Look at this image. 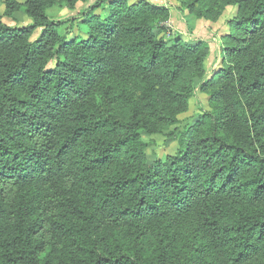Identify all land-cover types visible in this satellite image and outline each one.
Returning a JSON list of instances; mask_svg holds the SVG:
<instances>
[{
	"label": "trees",
	"instance_id": "1",
	"mask_svg": "<svg viewBox=\"0 0 264 264\" xmlns=\"http://www.w3.org/2000/svg\"><path fill=\"white\" fill-rule=\"evenodd\" d=\"M90 1H4L32 24L0 16V264L264 258V0H179L212 22L238 9L210 79L205 42L159 36L168 8L111 0L81 40L47 14ZM196 80L210 110L149 163L142 134L177 125Z\"/></svg>",
	"mask_w": 264,
	"mask_h": 264
},
{
	"label": "rangeland",
	"instance_id": "2",
	"mask_svg": "<svg viewBox=\"0 0 264 264\" xmlns=\"http://www.w3.org/2000/svg\"><path fill=\"white\" fill-rule=\"evenodd\" d=\"M5 0H0V16L3 22L10 27H26L32 24V20L23 12H17L13 18L4 17ZM24 2L25 0H18ZM110 1L102 4L101 7L93 9L92 7L98 0H91L89 3H78L75 8L69 9L67 7L56 6L47 11L49 18L52 21H65L59 32L66 36L69 40L77 38L79 40L85 38L88 31V21L94 16L99 15L101 19H105L109 15ZM139 0H129L128 4L132 5ZM155 6H162L168 8L171 18L168 22L163 24L164 30L158 32L159 36L164 38L166 42L171 43L177 39L182 38L188 43L205 42L208 45V55L205 61V68L207 70L208 79L219 69L225 67L222 63L221 49L224 45V37L230 34L231 29L229 22L236 16L237 7H229L222 15V17L212 22L210 20L197 19L182 8L179 0H145ZM41 33L37 30L32 41L36 40ZM202 82L195 81V92L189 103L187 112L179 116V123L173 126L169 131L161 135H147L142 134L143 141L147 144L146 155L149 163H153L157 159L165 160L169 155H175L178 150V142L172 140L168 134L175 132L180 134L183 132L188 124H193L203 113L209 111V96L204 94L200 87ZM252 264H264V258H254Z\"/></svg>",
	"mask_w": 264,
	"mask_h": 264
}]
</instances>
